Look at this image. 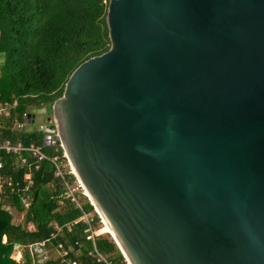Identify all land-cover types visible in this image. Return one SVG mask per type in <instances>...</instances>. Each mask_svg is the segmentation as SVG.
Wrapping results in <instances>:
<instances>
[{"label":"water","instance_id":"95a60500","mask_svg":"<svg viewBox=\"0 0 264 264\" xmlns=\"http://www.w3.org/2000/svg\"><path fill=\"white\" fill-rule=\"evenodd\" d=\"M106 23L40 131L126 264H264V0H108Z\"/></svg>","mask_w":264,"mask_h":264},{"label":"trees","instance_id":"16d2710c","mask_svg":"<svg viewBox=\"0 0 264 264\" xmlns=\"http://www.w3.org/2000/svg\"><path fill=\"white\" fill-rule=\"evenodd\" d=\"M107 8L108 0H0V55L3 57L0 64V102L17 101L9 118L0 117L1 143L42 145L40 132L12 129L14 118L35 108L52 109L62 96L72 72L84 61L109 50ZM43 152L50 155L53 150L43 147ZM0 156L2 176L11 178L4 185L0 202V264H31L27 251L23 253L22 261L11 259L13 246H26L48 239L53 232V224L63 227L68 242L83 245L81 254L75 258L71 256L76 264H106L98 262L90 254L92 245L83 234L85 223L73 224L81 212L68 202L59 209L61 190L53 176L52 166L43 162L33 173V186L28 193L30 205L24 208L21 198L25 196L22 188L27 169L20 168L9 154L0 152ZM83 202L84 210L93 212L89 202L86 199ZM5 206L23 212V222L14 224ZM28 224L33 225L32 231L27 229ZM66 224H70V231L64 228ZM94 225L96 228L100 225L96 214ZM103 228L104 225L101 230ZM3 236L6 237L4 244L1 242ZM61 241L63 239L57 237L53 243ZM95 245L110 264H126L119 248L109 237L99 235ZM42 264L56 262L50 258Z\"/></svg>","mask_w":264,"mask_h":264},{"label":"built area","instance_id":"2783aa9c","mask_svg":"<svg viewBox=\"0 0 264 264\" xmlns=\"http://www.w3.org/2000/svg\"><path fill=\"white\" fill-rule=\"evenodd\" d=\"M16 106V100L13 103H0V117H9L10 109L15 108ZM30 113L32 112H24L20 117H15L13 121V128L18 131H23L27 126V124L25 123L26 117ZM47 134L48 133L43 134L41 146H37L34 144L24 146L20 142L12 144L10 141H4L2 143L0 142V152L17 156L20 160L21 165L27 169V175L25 177L27 185L24 189L22 188V191H25L23 193H26V191H28L29 188L32 187V173L36 172L39 169L41 163L48 162L52 166L53 176L58 180L61 190V193L58 196L59 209H62L68 202L69 204H72L74 208L81 212V216L77 220H75L73 224H76L80 221L85 223L86 227L83 230V234L85 235V240L87 242H90L92 245L93 252H91L90 254L93 257H96L98 262L110 264L109 262H107L106 258L102 256L96 249L95 241L99 236V233L97 232L99 228H96V226L94 225V215H97V213L94 208L93 212H86L84 210L83 200L86 199L89 202V205H91V203L87 199L81 183L76 178L62 146L55 143L53 136L56 135V133L51 135ZM43 147L51 148L53 150V153L47 155L43 152ZM59 149L62 150L61 153L58 152ZM2 169L3 162L2 157L0 156V202L2 199L1 196L3 195L4 191V185L7 182L11 181V178H4L2 176ZM21 203L24 207H28L30 205L29 196H23L21 198ZM7 211L11 213V209H7ZM98 218L100 220V224L103 226L104 224L102 220L99 216ZM64 228H67V230L70 231V224H66ZM57 237H60L61 239H63V241L53 243V241L56 240ZM82 246L83 245L79 242H75L74 244L68 242L63 233V227H60L57 224H53V232L48 239L26 246L15 245V249L19 252L22 248L24 251H27L31 259V264H42L47 260H50L49 255L52 252L56 253L57 255V257L54 259L56 264H76V260L72 259L71 256L75 258L79 254H81Z\"/></svg>","mask_w":264,"mask_h":264},{"label":"crops","instance_id":"0c3cea01","mask_svg":"<svg viewBox=\"0 0 264 264\" xmlns=\"http://www.w3.org/2000/svg\"><path fill=\"white\" fill-rule=\"evenodd\" d=\"M0 103H2V102H0ZM12 110H14V108L13 109H10V113H11V111ZM11 115V114H10ZM1 117H3V118H5V119H7V118H9V117H4V116H1ZM15 119V118H14ZM26 123V122H25ZM27 124V123H26ZM28 125H32V124H27V126ZM45 125H47V124H45ZM41 127H43V125H41V124H39V126H38V128L37 129H32V130H27L26 128L23 130V131H20V132H26V133H31L32 131H38V132H40L41 134H42V139H43V134H44V132H42V131H40V128ZM12 129H13V127H12ZM15 131H18V130H16V129H14ZM21 143V142H20ZM6 155H8V154H6ZM10 156H13L14 157V159H15V163L20 167V168H25V167H23L22 165H21V163H20V160H19V158L17 157V156H15V155H10ZM34 173V172H33ZM33 173H32V181H33ZM26 175H27V171L25 172V174H24V179H23V183L25 184V186L27 185V181H26ZM25 186H24V188H25ZM33 186V185H32ZM23 188V189H24ZM31 188V187H30ZM30 188H29V190L28 191H26V193H24L25 194V196H29L28 195V193H29V191H30ZM23 192H25V191H23ZM29 198H30V196H29ZM22 204V203H21ZM29 207V206H28ZM28 207H24V208H28ZM5 209H11V213H9V214H11L12 215V217H13V223L14 224H21L22 222H23V217H24V213L22 212H19L16 208H14V207H9V206H5L4 207ZM29 225V227H31V231H32V229H33V225L32 224H28ZM1 242L4 244L5 242H6V237L5 236H3L2 237V240H1ZM15 245H17V244H15ZM15 245L13 246V251H12V253H11V255H10V258L11 259H13L14 261H16V262H20V261H22V257H23V253L25 252L24 250H23V248L21 249V251L19 252L18 250H16L15 249ZM17 246H20V245H17Z\"/></svg>","mask_w":264,"mask_h":264},{"label":"rangeland","instance_id":"374dc122","mask_svg":"<svg viewBox=\"0 0 264 264\" xmlns=\"http://www.w3.org/2000/svg\"><path fill=\"white\" fill-rule=\"evenodd\" d=\"M2 56L0 55V64H1V62H2ZM33 114H35V122H34V124H32V125H28V126H26V129L27 130H32V129H37L38 128V126H39V124H41V125H45V124H47V119L48 118H51V116H52V109H50V108H48V107H46V108H35V109H33L32 111H31ZM45 133V132H44ZM46 134V133H45ZM47 135H51V133H48ZM61 210V209H60ZM101 227H103L101 224L98 226V233H99V235H103V237H109L110 239H112L110 236H109V234H106L107 233V228H106V226L104 225V228L101 230ZM27 229L29 230V231H31V227H29V225L27 226ZM33 230V229H32ZM100 231V232H99ZM105 233V234H104ZM49 257L51 258V259H55L56 257H57V255H56V253H54V252H52L50 255H49Z\"/></svg>","mask_w":264,"mask_h":264},{"label":"bare ground","instance_id":"6f19581e","mask_svg":"<svg viewBox=\"0 0 264 264\" xmlns=\"http://www.w3.org/2000/svg\"><path fill=\"white\" fill-rule=\"evenodd\" d=\"M104 225L106 226V224L104 223ZM106 228H107V226H106ZM107 233H109L110 235H111V233H110V231L108 230V228H107Z\"/></svg>","mask_w":264,"mask_h":264},{"label":"clouds","instance_id":"9594fccd","mask_svg":"<svg viewBox=\"0 0 264 264\" xmlns=\"http://www.w3.org/2000/svg\"><path fill=\"white\" fill-rule=\"evenodd\" d=\"M107 234V233H106Z\"/></svg>","mask_w":264,"mask_h":264}]
</instances>
